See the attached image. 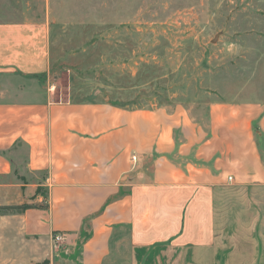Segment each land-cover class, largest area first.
Masks as SVG:
<instances>
[{"label":"crops","instance_id":"0c3cea01","mask_svg":"<svg viewBox=\"0 0 264 264\" xmlns=\"http://www.w3.org/2000/svg\"><path fill=\"white\" fill-rule=\"evenodd\" d=\"M3 3L0 264H105L126 240L212 247L223 186L264 185V100L212 101L196 116L182 103L131 108L108 95L83 98L75 83L56 98L49 22ZM23 203L36 207L1 211Z\"/></svg>","mask_w":264,"mask_h":264},{"label":"rangeland","instance_id":"374dc122","mask_svg":"<svg viewBox=\"0 0 264 264\" xmlns=\"http://www.w3.org/2000/svg\"><path fill=\"white\" fill-rule=\"evenodd\" d=\"M0 3L49 22L48 82L57 86L56 98H66L75 83L83 98L108 95L131 108L182 103L196 116L212 101L264 100V0ZM20 152L27 155V148ZM27 173L40 181L41 173ZM216 212L220 236L209 249L134 248L126 240L105 264H264V185L225 184ZM55 264L82 263L74 257Z\"/></svg>","mask_w":264,"mask_h":264},{"label":"trees","instance_id":"16d2710c","mask_svg":"<svg viewBox=\"0 0 264 264\" xmlns=\"http://www.w3.org/2000/svg\"><path fill=\"white\" fill-rule=\"evenodd\" d=\"M205 114V113H204ZM204 114L202 116H204ZM36 207V205L31 203H23V204H12V205H4L1 207L2 213H19L27 208ZM41 264H49L48 261H44Z\"/></svg>","mask_w":264,"mask_h":264},{"label":"built area","instance_id":"2783aa9c","mask_svg":"<svg viewBox=\"0 0 264 264\" xmlns=\"http://www.w3.org/2000/svg\"><path fill=\"white\" fill-rule=\"evenodd\" d=\"M232 177L229 178V180H231ZM54 239L55 241H61L63 239V235L62 234H56L54 235Z\"/></svg>","mask_w":264,"mask_h":264}]
</instances>
